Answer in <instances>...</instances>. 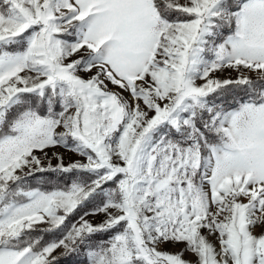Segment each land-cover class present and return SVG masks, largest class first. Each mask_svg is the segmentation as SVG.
Listing matches in <instances>:
<instances>
[{
	"label": "snow or ice",
	"instance_id": "snow-or-ice-1",
	"mask_svg": "<svg viewBox=\"0 0 264 264\" xmlns=\"http://www.w3.org/2000/svg\"><path fill=\"white\" fill-rule=\"evenodd\" d=\"M0 264H264V0H0Z\"/></svg>",
	"mask_w": 264,
	"mask_h": 264
},
{
	"label": "rangeland",
	"instance_id": "rangeland-1",
	"mask_svg": "<svg viewBox=\"0 0 264 264\" xmlns=\"http://www.w3.org/2000/svg\"><path fill=\"white\" fill-rule=\"evenodd\" d=\"M72 158H73V159H77L78 157H72ZM181 247H182V246H181ZM167 250L172 251V252H176V251H178L179 249L169 247ZM186 258H187V259H193V257H191V256H187Z\"/></svg>",
	"mask_w": 264,
	"mask_h": 264
}]
</instances>
